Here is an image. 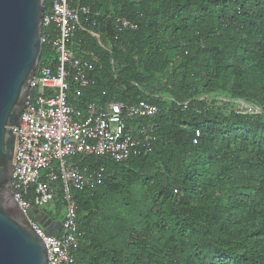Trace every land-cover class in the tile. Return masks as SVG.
Instances as JSON below:
<instances>
[{"label":"trees","instance_id":"16d2710c","mask_svg":"<svg viewBox=\"0 0 264 264\" xmlns=\"http://www.w3.org/2000/svg\"><path fill=\"white\" fill-rule=\"evenodd\" d=\"M53 1H46L45 11ZM68 3L79 10L70 47L78 57L84 52L99 60L90 85L81 96L72 94L70 105L81 110L111 98L158 108L143 121L147 129L154 126L151 153L121 164L93 159L91 165L105 169L103 179L72 193L79 226L74 264H264V0ZM118 18L136 30L120 31ZM56 37L55 27L43 28L39 68L56 64L49 44ZM213 94L259 106L262 113L223 110L209 100ZM147 157L160 163L157 168L140 166ZM128 189L145 207L137 222L104 226L102 204L129 197ZM61 197L53 210H43L57 221L63 218ZM50 236L59 233L54 228Z\"/></svg>","mask_w":264,"mask_h":264},{"label":"built area","instance_id":"2783aa9c","mask_svg":"<svg viewBox=\"0 0 264 264\" xmlns=\"http://www.w3.org/2000/svg\"><path fill=\"white\" fill-rule=\"evenodd\" d=\"M82 13L88 15L89 10L82 9ZM78 16L79 10H72L68 0H54L45 11L43 28L53 26L57 30V37L49 41L56 64L38 68L30 82L20 126L13 128L18 143L12 193L18 209L30 218L31 211L50 208L62 195L64 210L58 237L46 234L30 218L46 248L48 264H74L79 226L72 193L93 188L105 174L103 167L91 165L92 160L121 164L133 154L151 153L154 126L142 136L136 131L143 121L158 114L156 106L144 101L122 103L108 98L101 104L89 103L83 113L70 105V96H81L82 89L90 85V74L99 62L91 53L78 57L69 45L79 30ZM116 24L120 31L136 30L124 18H118ZM223 102L242 106L247 111L237 110L251 115L262 113L241 101ZM199 138L196 132L193 144Z\"/></svg>","mask_w":264,"mask_h":264},{"label":"water","instance_id":"95a60500","mask_svg":"<svg viewBox=\"0 0 264 264\" xmlns=\"http://www.w3.org/2000/svg\"><path fill=\"white\" fill-rule=\"evenodd\" d=\"M47 0H0V264H48L46 248L30 218L48 235L61 223L33 210L18 209L12 193L14 159L20 126L42 53ZM99 40V36L93 35ZM100 42V41H99Z\"/></svg>","mask_w":264,"mask_h":264},{"label":"rangeland","instance_id":"374dc122","mask_svg":"<svg viewBox=\"0 0 264 264\" xmlns=\"http://www.w3.org/2000/svg\"><path fill=\"white\" fill-rule=\"evenodd\" d=\"M106 51L111 52V46H109L108 48H105ZM119 53L120 55H125L127 56L129 54L128 50L125 49H119ZM114 67L116 68V65H114ZM149 73H151V71H149ZM143 90H147L148 88H141ZM156 97H158V99H163L166 101V103L168 102V105L171 103V99L159 94ZM215 99L217 104L216 106L219 107H223V110H229V109H244V111H247L246 108L239 106V105H235L233 104V102H229V103H224L223 100L227 101H234L232 99H230L229 97H226L225 95H210L209 96V100H213ZM238 101V100H237ZM243 104L245 105H249L251 107H253L254 105L252 104H248L245 101H241ZM224 103V104H223ZM257 107L258 109L262 110L261 107L259 106H254ZM246 109V110H245ZM243 111V110H242ZM140 131H142L141 133H143L144 131L147 130V125L142 123L138 128ZM145 129V130H144ZM168 126L165 127H160V132L163 136L168 134ZM146 164L148 165H153V168H157V166L160 164L159 162L154 163V158L152 159V157H147L144 161L143 164H140V166H145ZM166 167V169H170L169 166H163ZM141 169V167H140ZM153 171V170H152ZM164 172L166 174H168V172L166 170H164ZM153 183H155V180H150L148 185H152ZM148 188V186H147ZM128 193H129V197L126 194H122L121 198L119 197H113V198H109L108 201H104L105 203L102 204L101 206V215H103V218L100 219L102 224L106 227H117V226H122L121 228L127 227L128 224H123L122 221L124 220H128L130 223H134L137 222L138 218L137 215L139 216V213H141V211H143L145 209L144 205L141 204V199L137 196V194H135L133 189H128ZM108 202V203H107ZM51 209L54 208V205H52L50 207ZM99 211V212H100Z\"/></svg>","mask_w":264,"mask_h":264},{"label":"crops","instance_id":"0c3cea01","mask_svg":"<svg viewBox=\"0 0 264 264\" xmlns=\"http://www.w3.org/2000/svg\"><path fill=\"white\" fill-rule=\"evenodd\" d=\"M100 41V37H99V40H98V42ZM100 43V42H99ZM89 104V103H88ZM88 104L86 105V107L88 106ZM86 107H85V109H86ZM85 109H78V111H80L81 113H83V112H85ZM50 210H53V209H51V208H49ZM40 212H42V213H44V211H40ZM54 213V212H53ZM51 219H52V221H53V223H58L59 221H62V220H56V219H54L53 218V216L52 217H50ZM58 233V232H57Z\"/></svg>","mask_w":264,"mask_h":264}]
</instances>
